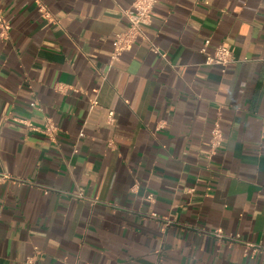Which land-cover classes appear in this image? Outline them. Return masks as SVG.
I'll return each instance as SVG.
<instances>
[{
  "label": "crops",
  "instance_id": "1",
  "mask_svg": "<svg viewBox=\"0 0 264 264\" xmlns=\"http://www.w3.org/2000/svg\"><path fill=\"white\" fill-rule=\"evenodd\" d=\"M134 1L0 0V264H264V0Z\"/></svg>",
  "mask_w": 264,
  "mask_h": 264
},
{
  "label": "built area",
  "instance_id": "2",
  "mask_svg": "<svg viewBox=\"0 0 264 264\" xmlns=\"http://www.w3.org/2000/svg\"><path fill=\"white\" fill-rule=\"evenodd\" d=\"M159 0H135L132 7L125 11L124 15L128 22V27L122 33H119L115 37L114 49L111 57L112 63L118 62L121 57L130 52L139 42L148 41V37L145 33V27H148L152 23L153 12L155 6ZM40 5V12L46 13L45 6L38 1ZM0 27L2 30L3 37L8 35L9 25L3 19L0 14ZM209 44H206L202 49L201 53L205 55L206 61L205 64L207 66L219 65L224 69L228 67L230 64L235 62L234 55L232 51L225 46H218L212 52L208 50ZM151 51L158 55L159 57L166 59V54L162 52L161 49L151 44ZM98 105V102L94 100L92 102V106ZM114 113H109V120H114ZM40 132L53 141H56L58 135V128L52 121H47L45 127L40 130ZM224 143V133L221 128L220 119H216L214 122V126L211 131V137L209 141V154L210 157H213L218 153L220 148ZM3 178L5 177H1ZM212 235L218 240H228L230 242H240L239 236L237 237H227L224 235L222 230H217L212 233ZM246 254H256V253H264V249L260 247H256L253 244L246 243Z\"/></svg>",
  "mask_w": 264,
  "mask_h": 264
}]
</instances>
